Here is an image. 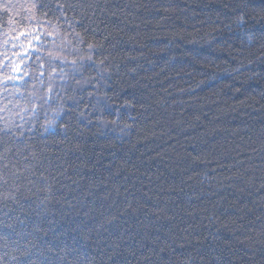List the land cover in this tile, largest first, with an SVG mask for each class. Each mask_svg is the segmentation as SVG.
Instances as JSON below:
<instances>
[{"label": "trees", "instance_id": "trees-1", "mask_svg": "<svg viewBox=\"0 0 264 264\" xmlns=\"http://www.w3.org/2000/svg\"><path fill=\"white\" fill-rule=\"evenodd\" d=\"M0 264H264V0H0Z\"/></svg>", "mask_w": 264, "mask_h": 264}, {"label": "snow or ice", "instance_id": "snow-or-ice-1", "mask_svg": "<svg viewBox=\"0 0 264 264\" xmlns=\"http://www.w3.org/2000/svg\"><path fill=\"white\" fill-rule=\"evenodd\" d=\"M89 47H92L91 45Z\"/></svg>", "mask_w": 264, "mask_h": 264}]
</instances>
